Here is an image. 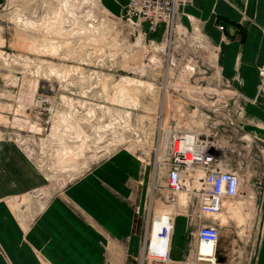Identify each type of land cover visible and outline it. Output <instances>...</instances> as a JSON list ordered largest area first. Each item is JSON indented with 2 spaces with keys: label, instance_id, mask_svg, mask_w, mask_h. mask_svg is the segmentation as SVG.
Instances as JSON below:
<instances>
[{
  "label": "rangeland",
  "instance_id": "obj_1",
  "mask_svg": "<svg viewBox=\"0 0 264 264\" xmlns=\"http://www.w3.org/2000/svg\"><path fill=\"white\" fill-rule=\"evenodd\" d=\"M125 12H113L100 0H0V140L20 145L48 175V193L64 189L112 154L130 151L150 179L148 206L154 195L156 216L173 213L177 205L160 204L158 195L167 192H152V167L142 161L149 157L140 150L151 142L162 90L153 73L133 70L142 68L147 48L144 36L143 41L133 36L122 22ZM186 16L190 24L180 17L174 42L176 59L206 70L200 76L204 91L212 88L229 102L226 111L216 114L201 109L210 118L198 119L225 146L227 163L242 180L240 197L215 216L221 223L220 248L228 264H255L264 225V143L245 130V98L223 74L221 46L203 32L198 19ZM223 34L221 43L240 41L238 31ZM168 101L170 109L176 107L171 97ZM179 198L185 205V194ZM185 217L180 216L177 231L185 228ZM185 244L186 238L179 237L171 260ZM195 245L182 261L171 264H191Z\"/></svg>",
  "mask_w": 264,
  "mask_h": 264
},
{
  "label": "crops",
  "instance_id": "obj_2",
  "mask_svg": "<svg viewBox=\"0 0 264 264\" xmlns=\"http://www.w3.org/2000/svg\"><path fill=\"white\" fill-rule=\"evenodd\" d=\"M100 1L116 13L129 4ZM184 13V24H190L186 14L195 17L203 32L221 46L223 74L245 98V130L264 143L259 75L264 66V0H194ZM243 17L254 21L244 22ZM220 25L227 32L238 31L240 41L221 43ZM162 31L163 26L159 36L150 34V39L161 40ZM146 172L143 175L142 163L133 153L123 150L64 189L48 193L52 183L48 175L20 145L0 140V264H145L141 246L148 215ZM180 216L185 217L184 210L175 218L172 253L179 237H185L186 244L173 263L197 246L188 219L177 231ZM225 256L219 243L220 264H228ZM255 264H264V225Z\"/></svg>",
  "mask_w": 264,
  "mask_h": 264
},
{
  "label": "built area",
  "instance_id": "obj_3",
  "mask_svg": "<svg viewBox=\"0 0 264 264\" xmlns=\"http://www.w3.org/2000/svg\"><path fill=\"white\" fill-rule=\"evenodd\" d=\"M193 1L129 0L122 22L131 28L133 36L142 41L144 36L147 53L142 69L157 77L162 90L161 107L156 113L151 142L140 150L144 155L149 153V157L143 160L144 164L152 167V192L165 189L166 194L162 192L158 195V201L165 207L178 206L179 195L186 193L185 209L192 236L198 245H206L210 249L209 253L196 249L191 264H220L221 224L215 216L226 209L228 202L240 197L242 180L240 174L228 165L225 146L212 137L211 128L203 126L204 119H198L199 115L210 118L206 113H200L201 109L216 114L220 110L226 111L223 109L229 102L225 96L219 97L218 91L212 88L204 91L207 86H204L200 76L205 75L206 70H196V64L185 65L184 60H177L174 53L181 11ZM145 25L148 26L147 31L154 35L160 34V27L163 26L161 40H147ZM218 28L222 33L227 31L224 25ZM128 55L125 53L124 57L128 59ZM260 77L264 86V69L260 71ZM169 97L176 107H168ZM182 99L186 100L181 102ZM153 199L154 195L148 206L143 259L165 262L167 258L172 262L173 234L169 251H160L150 238L156 217ZM151 213L154 214L152 220ZM169 223L173 229V218L169 217Z\"/></svg>",
  "mask_w": 264,
  "mask_h": 264
},
{
  "label": "bare ground",
  "instance_id": "obj_4",
  "mask_svg": "<svg viewBox=\"0 0 264 264\" xmlns=\"http://www.w3.org/2000/svg\"><path fill=\"white\" fill-rule=\"evenodd\" d=\"M142 68L134 66L133 70H136V71L142 73V70H145ZM142 161L144 163L143 159H142ZM182 194H185V196H186V193H182ZM246 194L242 197H247ZM186 204H187V196H186V203L183 206L180 205V198H179V205L177 206L178 210L174 211L173 213H171V212L169 213L168 211H163V213H161L155 217L157 219L156 220L154 219L153 229L150 231V238L155 236L154 238H152V242L154 245L159 247L160 251H165V250L169 251V248H170L169 244L171 242V235L174 232L175 218L181 212V210H184V212L186 211L185 210ZM185 214H186V212H185ZM220 214H218V215L220 216ZM218 215H216V217ZM169 217L173 218V220H174L173 229H171V226L169 223ZM166 244H167V248H166ZM197 250L201 251L202 253H209L210 252V249L206 245H201V244L198 245ZM165 262L170 263L169 259H167V258H166Z\"/></svg>",
  "mask_w": 264,
  "mask_h": 264
}]
</instances>
